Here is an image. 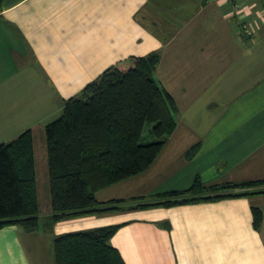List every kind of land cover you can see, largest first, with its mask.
I'll use <instances>...</instances> for the list:
<instances>
[{
    "label": "crops",
    "instance_id": "0c3cea01",
    "mask_svg": "<svg viewBox=\"0 0 264 264\" xmlns=\"http://www.w3.org/2000/svg\"><path fill=\"white\" fill-rule=\"evenodd\" d=\"M154 51V78L178 110L153 164L96 192L123 199L119 209L53 221L40 204L35 229L0 227V264H54L56 236L114 224L109 243L126 264H264V183L232 191H262L251 194L130 207L195 177L205 186L264 179V0H1L0 142L30 129L35 164L38 154L47 164L37 136L63 101L113 63Z\"/></svg>",
    "mask_w": 264,
    "mask_h": 264
},
{
    "label": "trees",
    "instance_id": "16d2710c",
    "mask_svg": "<svg viewBox=\"0 0 264 264\" xmlns=\"http://www.w3.org/2000/svg\"><path fill=\"white\" fill-rule=\"evenodd\" d=\"M159 57L154 51L113 63L78 96L64 100L60 116L45 125L51 220L121 208L123 199L101 202L96 192L143 173L165 147L166 138L176 128L178 109L174 98L154 78ZM148 126L153 139L145 141L142 133ZM198 146H192L187 156ZM194 179L187 189L161 192L154 200L130 207L168 206L264 191L232 192L241 185H261L264 179L212 186ZM38 192L34 140L28 129L11 141L0 142V227L21 224L35 229L40 219ZM252 211L253 223L258 226L262 211L257 207ZM118 227L114 224L56 236L52 243L54 264H126L109 243Z\"/></svg>",
    "mask_w": 264,
    "mask_h": 264
},
{
    "label": "rangeland",
    "instance_id": "374dc122",
    "mask_svg": "<svg viewBox=\"0 0 264 264\" xmlns=\"http://www.w3.org/2000/svg\"><path fill=\"white\" fill-rule=\"evenodd\" d=\"M148 127L146 128V130L148 129ZM38 138L39 137L37 136V145H36L37 148H38L39 144L41 145V142L43 144L45 143V145H46V140L43 136H42L41 140H40V138L39 139ZM145 141H147V139H145ZM41 158H42V156H41ZM41 158L39 160V154H38V161H37V165H36V176H37V188L39 190V192H38L39 198L38 199H40V204H41L42 211H43L45 209L46 205L48 206L50 204V199H49L50 187H49V175L47 174V164L42 162L43 159L41 160ZM50 253H51L52 260H54L52 243L50 245Z\"/></svg>",
    "mask_w": 264,
    "mask_h": 264
},
{
    "label": "built area",
    "instance_id": "2783aa9c",
    "mask_svg": "<svg viewBox=\"0 0 264 264\" xmlns=\"http://www.w3.org/2000/svg\"><path fill=\"white\" fill-rule=\"evenodd\" d=\"M234 7H235V10H237V11L239 12V6H238V5H235ZM244 34H245V36H247V37H249V38L253 36V35L251 34V32H249V31H247V30L244 31Z\"/></svg>",
    "mask_w": 264,
    "mask_h": 264
}]
</instances>
